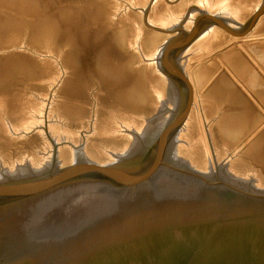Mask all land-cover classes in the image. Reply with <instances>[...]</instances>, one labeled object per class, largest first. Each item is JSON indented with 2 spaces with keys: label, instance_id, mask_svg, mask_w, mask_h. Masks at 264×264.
Segmentation results:
<instances>
[{
  "label": "water",
  "instance_id": "obj_1",
  "mask_svg": "<svg viewBox=\"0 0 264 264\" xmlns=\"http://www.w3.org/2000/svg\"><path fill=\"white\" fill-rule=\"evenodd\" d=\"M264 0H0V264H264V202L219 190L189 68Z\"/></svg>",
  "mask_w": 264,
  "mask_h": 264
},
{
  "label": "rangeland",
  "instance_id": "obj_2",
  "mask_svg": "<svg viewBox=\"0 0 264 264\" xmlns=\"http://www.w3.org/2000/svg\"><path fill=\"white\" fill-rule=\"evenodd\" d=\"M189 73L219 190L264 202V11Z\"/></svg>",
  "mask_w": 264,
  "mask_h": 264
},
{
  "label": "bare ground",
  "instance_id": "obj_3",
  "mask_svg": "<svg viewBox=\"0 0 264 264\" xmlns=\"http://www.w3.org/2000/svg\"><path fill=\"white\" fill-rule=\"evenodd\" d=\"M189 74H190V73H189ZM229 177H230V176H228V178H229ZM216 178H217V177H216ZM231 178H232V177H231ZM235 178H236V177H235ZM232 179H233V178H232ZM218 180L222 182V181H224L225 179H223V178H219ZM239 181H240V180H239ZM238 184H239V183H238ZM251 188H252V187H251ZM252 189H253V188H252ZM255 190H256V189H255ZM259 192H260V191H259Z\"/></svg>",
  "mask_w": 264,
  "mask_h": 264
},
{
  "label": "crops",
  "instance_id": "obj_4",
  "mask_svg": "<svg viewBox=\"0 0 264 264\" xmlns=\"http://www.w3.org/2000/svg\"><path fill=\"white\" fill-rule=\"evenodd\" d=\"M251 26H252V25H251ZM251 26H250V27H251Z\"/></svg>",
  "mask_w": 264,
  "mask_h": 264
}]
</instances>
